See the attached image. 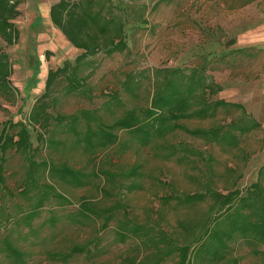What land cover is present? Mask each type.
I'll return each mask as SVG.
<instances>
[{
  "label": "rangeland",
  "instance_id": "374dc122",
  "mask_svg": "<svg viewBox=\"0 0 264 264\" xmlns=\"http://www.w3.org/2000/svg\"><path fill=\"white\" fill-rule=\"evenodd\" d=\"M58 1L26 0L18 7L20 17L13 21L20 33L17 44L6 46L0 40V49L7 54L11 64L10 84L17 92L11 101L0 96V133L7 124L15 126L20 122L30 135L28 152L18 153L10 148L5 154L4 181L0 179V229L6 218L26 226L33 206L46 194L47 206L41 218L35 219L32 225L38 226L43 218L49 217V210H54L60 218L57 222V250L64 246V236H68L75 245H83L92 239L93 226L88 221L81 230L68 226H75L70 220L79 218L81 211L93 217L89 213L93 210L102 217H112L103 235L104 241L111 243L110 247L96 264H124L122 259L127 254L131 255L132 242L113 244L112 241L116 226L124 223L129 229H144L146 225L150 227V223H156L153 229L150 227L151 231L154 230L157 238L162 237L168 244H161L162 247L173 248V252L164 259L166 264H212L207 262L206 252L212 251L218 241L210 233L223 231L228 227L225 226L226 218L245 214L248 212L245 207L264 208V172L261 170L259 173L264 165V0H124L128 7L119 9V15L132 23L126 27L128 50L109 57L100 53L87 63L94 66L82 65L79 76L90 74L85 82L80 81L85 96L67 95L68 83L63 78L59 79L46 99L51 106L48 112L52 114V120L46 129H40L31 126L27 119L32 106L45 91L48 71L63 66L65 62L74 66L80 54L50 23L49 8ZM112 2L120 6L117 0ZM142 12L146 23L138 25ZM178 68L186 74L204 70L206 76H211L221 87L213 99L241 104L247 113L244 118L240 111L220 109L211 121L185 120L181 124L188 129H209L213 125L221 126L244 118L259 123L261 128L242 137L239 147L231 152L181 131L168 135L165 142L176 148L188 149L191 155L188 154L187 159L196 165L177 162L179 156L169 160L155 158L151 150L142 149L135 143L137 134L123 131L118 145L106 149L96 158L98 171L103 168L113 176L105 185L109 197L100 199V193L91 186L71 191L60 189L59 193L67 196L70 204L59 208L58 197L56 201L44 187L46 178L43 171L48 169L45 166L51 164L50 160L57 162V139H65L64 131L67 132L72 125L69 119L60 117L77 116L79 122L75 128L84 132L87 129L84 119L96 113L102 116L101 108L109 96L120 90V83L129 74ZM120 96L126 108L146 105L145 96L135 103L128 100L121 90ZM123 110L115 113L116 116L122 115ZM10 129L12 133L18 127ZM39 136L42 139H38ZM71 137L67 142L76 138ZM80 159H76L78 167L83 163ZM140 164L142 171L159 180L163 186L144 177L143 190L130 193L128 187L137 181L128 174ZM208 178H213L212 189L216 194H223L213 206L215 212L212 215L217 218L215 224L196 226L191 236L178 235L173 231L176 227L173 215L168 214L162 219L157 216L158 197L166 193L201 190V182ZM22 179L24 186L21 185ZM228 192L233 193L228 197ZM224 200L226 205H221ZM211 204H202L199 211L207 210ZM199 237L202 238L201 245L195 246ZM185 240L187 247L179 251L178 245ZM231 256L238 264H262L246 245L236 246ZM28 264L56 263L46 261L37 253ZM68 264L88 263L78 258Z\"/></svg>",
  "mask_w": 264,
  "mask_h": 264
},
{
  "label": "trees",
  "instance_id": "16d2710c",
  "mask_svg": "<svg viewBox=\"0 0 264 264\" xmlns=\"http://www.w3.org/2000/svg\"><path fill=\"white\" fill-rule=\"evenodd\" d=\"M25 1L0 0V40L6 46L15 45L18 42L20 33L13 21L20 17L21 12L18 7ZM117 1L120 6L114 5L112 0H59L50 6V23L72 47L80 51V54L75 59L74 66L65 62L63 66L48 71L45 91L32 106L27 119L31 126L46 129L52 120V114L48 112L51 106L46 99L59 79L63 78L67 81V95L85 96L86 92L80 81L85 82L90 74L79 76L82 65L90 63L89 59L100 53L109 57L128 50L126 27L132 23L124 16L119 15V9H126L128 4L124 0ZM143 16L142 12L137 20L138 25L146 23ZM89 65L91 64L86 66L89 67ZM204 72V70H194L186 74L178 68L131 73L123 83H120V90L133 103L139 102L145 96L146 105L141 108H126L125 101L121 98L120 90H118L111 97L109 96L108 101L101 108L100 111L104 115L96 113L91 118L84 119L87 128L84 132H79L75 128L79 122L77 116H58L60 119H69L72 125L67 132L64 131L67 136L65 139H57V162L50 160L51 164L45 166L48 169L43 171L46 178L44 187L52 193V197L56 198V201L58 197L60 200L58 207L70 204L69 198L63 193H59L60 189L71 191L91 186L100 193V199L109 197L105 185L113 176L111 172L103 168L98 171L96 158L102 152L107 151L106 149L118 145L123 131L137 134L135 143H138L142 149L151 150L155 158L163 157L169 160L174 156H179L177 162L196 165V162L187 159L188 149L176 148L165 142L168 135L175 131H181L194 139L231 152L239 147L242 137L253 130L260 129L259 123L244 119L247 113L241 104L213 99L221 91V87ZM11 75L9 58L0 49V96L8 101L15 99L17 94L10 84ZM121 109H124L123 114L116 116L115 113ZM220 109L240 111V116L244 118L221 126L213 125L209 129H188L180 123L185 120L202 123L211 121ZM15 127H18L17 131L11 133L10 128ZM68 134L70 135L68 136ZM71 136L76 137L75 140L67 142L72 138ZM29 138L28 129L20 122L15 126L7 124L2 128L0 133V179L2 181H4L3 165L6 163V151L13 148L18 153L25 150L28 152ZM38 139H42V136H39ZM76 159L83 160L80 167H78ZM142 167L141 164L136 165L128 174L129 177L137 181L128 187L130 193L143 190L142 180L146 177L163 186L159 180L153 179L151 175L142 171ZM261 170L264 172V165L259 173H262ZM204 181L201 182V190L182 194L166 193L158 197L157 216L162 219L168 214L173 215L176 218V227L173 228V231L178 235L191 236L194 227L211 226L217 220L216 215H212L215 212L213 206L223 194H216L212 189L213 178ZM21 182L23 183L21 185L24 186V179ZM22 189L19 193L22 192ZM231 193L233 192H228L226 196L229 197ZM210 202L212 206L209 205L203 212L199 211L202 204L208 205ZM225 202L226 200L221 205H226ZM47 203L48 195L44 194L41 200L33 206V212L28 222L25 223L26 226H20V223L15 219H5L2 230L0 229V264H28V261L37 253L46 261L56 264H68L78 258L88 264H96L97 260L104 256L110 247L111 243L105 242L103 235L109 228L112 217H102L92 210L89 213H92L93 217L90 218L81 211L79 218L70 220V223L75 226L68 227L81 230L86 227L85 221H88L93 226L92 239L83 245H75L68 236H64L62 241L64 246L57 250L59 234L57 222L60 220L57 213L54 210H49V217L43 218L38 226L32 225L35 219L41 218ZM245 208L248 209L245 214L238 213L235 217L226 218L225 226L228 227L223 231L210 233L218 241V244L212 251L206 252L207 262L238 264L236 259L231 258V255L236 246L246 245L251 249V253L264 264V208L254 205ZM126 226L125 223L116 226L112 239L113 244H126L127 242L134 244L130 249L131 255L127 254L122 259L124 264H166L164 259L173 252V248L162 247L161 244H168L162 240V237L157 238L154 230L151 231L150 227L153 229L156 223H150L148 225L150 227H146V225L144 229H129ZM63 229L65 230V228ZM64 230L61 231L63 235ZM206 230L209 233L208 229ZM201 241V237L197 238L195 246H200ZM184 242L182 245H178V248L176 247L179 251L187 247V240ZM176 248L174 250L177 251Z\"/></svg>",
  "mask_w": 264,
  "mask_h": 264
}]
</instances>
